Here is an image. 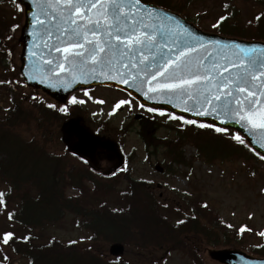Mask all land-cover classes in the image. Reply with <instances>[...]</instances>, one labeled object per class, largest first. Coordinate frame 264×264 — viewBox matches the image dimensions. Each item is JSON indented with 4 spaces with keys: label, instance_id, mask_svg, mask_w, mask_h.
<instances>
[{
    "label": "water",
    "instance_id": "95a60500",
    "mask_svg": "<svg viewBox=\"0 0 264 264\" xmlns=\"http://www.w3.org/2000/svg\"><path fill=\"white\" fill-rule=\"evenodd\" d=\"M6 0H0V3ZM22 8L18 73L60 109L75 92L111 87L139 106L239 134L264 158V43L198 30L138 0H15ZM75 154L112 151L71 120ZM112 246L111 255H120ZM213 264H264L244 250L204 247Z\"/></svg>",
    "mask_w": 264,
    "mask_h": 264
},
{
    "label": "rangeland",
    "instance_id": "374dc122",
    "mask_svg": "<svg viewBox=\"0 0 264 264\" xmlns=\"http://www.w3.org/2000/svg\"><path fill=\"white\" fill-rule=\"evenodd\" d=\"M261 1L264 3V0ZM261 9L262 7L253 0L245 2L196 0L186 4L185 14L199 29L212 32L219 21L230 18L232 11L236 10L238 18L246 23L253 20ZM0 11L10 25L8 31L4 33L5 38V35L19 22L20 13L12 0L1 4ZM0 45L5 51L8 48L15 51L14 41L11 39H4ZM0 52L2 53V49ZM13 56L14 53L11 52L6 62L0 60V108H2L0 115L13 106L10 101L12 99L18 100L22 108L31 114L30 116H35L34 107L38 103H31L30 97L22 89L18 75L14 72ZM72 101L75 106H71L70 109L78 107L80 111L75 110V116H71L72 112L69 110L67 119L61 123V127L65 122L73 119L72 117H79L90 132L97 135L95 130L98 129L99 123H105L106 132H98L97 136L119 143L122 160L119 164L116 158L107 160L104 157L99 162L98 170L110 173L124 165L127 166L125 169L133 181L147 183V195L157 205L161 215L167 213L171 227L176 226L174 221L178 220V216L172 218L166 210L168 207H176L180 219L189 214L191 208L198 209L196 206L203 203L207 206L206 212L202 213L204 216L214 217L213 219L223 222V225L217 226L215 231L209 228L203 231L210 239L216 240L218 245L230 244L250 251L254 247L264 248V161L254 158L244 146L243 149L238 147L237 151L234 150L240 145L230 132L218 135L212 131L207 132L206 135L213 138L208 139L213 146L210 151L208 150L209 157L201 156L197 151V145L191 142H186L184 145L178 143V152L184 159L183 164H178L166 158L164 145L177 139L183 130L195 132L186 121L166 113L141 108L127 95L108 88H95L85 93H76ZM142 123L144 128L140 126ZM196 130L199 131H196L198 134H204L201 128ZM57 137L59 135L56 132L47 131L45 139L48 140V148L51 152L63 156L66 153L65 148ZM221 139L225 141L224 145L231 146H226L227 148L220 146ZM204 143L206 145L207 141ZM199 146L204 147L202 144ZM69 160L72 164L83 168L77 160ZM122 175L124 174H120L119 178ZM124 188V182L116 181V192ZM1 191L0 187V197ZM67 193L77 194L73 189L68 190ZM116 195L112 194L104 199L110 209L119 206ZM5 213L0 198V251H3L5 256L3 261L5 264H22L2 244L3 236L13 231ZM75 220L71 216L66 217L57 227L48 230V235L63 244L76 243L81 247L93 244L89 242V233L76 226ZM201 222L209 226L208 222L203 220ZM193 236V234L190 236V240L192 238L197 240ZM198 236L200 237L201 234L199 233ZM183 238L186 240V236H182V240ZM188 241L187 239L186 243L190 245ZM103 242L99 241L96 245L107 254L110 244ZM200 243L199 241L195 243L194 251ZM149 254H155L156 259L152 264H197V261L183 251L159 250L151 251ZM149 254L132 250L126 252L125 249L123 257L132 264H151L148 261Z\"/></svg>",
    "mask_w": 264,
    "mask_h": 264
},
{
    "label": "trees",
    "instance_id": "16d2710c",
    "mask_svg": "<svg viewBox=\"0 0 264 264\" xmlns=\"http://www.w3.org/2000/svg\"><path fill=\"white\" fill-rule=\"evenodd\" d=\"M141 1L154 3L189 19L185 14L186 4L196 0ZM253 1L262 7L253 20L242 22L235 10L231 12L229 19L217 23L215 31L226 36L264 40V3L261 0ZM9 26L0 11V44L7 39L6 35L4 38V33ZM1 49L0 60L6 62L7 52L2 46ZM10 101L13 106L0 115V187L1 204L13 231L3 236L2 244L16 259L22 264H121L107 260L101 247L96 245L99 241H106L104 244L119 241L139 253L183 251L197 261V264H203L194 251L195 243L203 241L217 244L216 240L210 239L203 231L205 228L215 231L217 226L223 225L221 220L202 214L207 210L205 204L196 206L200 210L193 207L189 214L183 216V224L171 227L147 195L146 183L133 182L125 177L126 187L116 192V179H101L86 165L83 164V168H80L72 164L69 159L73 158L66 151L63 156H59L49 150L48 140L45 139L47 131L56 132L59 135L57 140L60 141L61 123L67 119L69 110L72 112L71 116H75V110L79 112L80 108L54 111L38 101L34 107L35 116H30L18 100ZM188 124L195 132L183 130L177 139L164 145L170 162H184L178 152V143L184 145L191 142L197 145L201 156H210L208 150L213 146L209 140L213 138L206 134L209 131L216 134V131L203 127L201 132L204 134L201 135L196 130L201 125ZM140 126L144 128L143 123ZM105 128V123L98 125L99 132H106ZM203 140L207 141L208 146ZM221 141L220 146H231L224 145L223 139ZM234 150L237 151L238 148ZM70 189L77 194L68 195ZM112 194H117V203L122 206L120 204L110 209L106 205L104 199ZM68 216L81 221L82 228L90 232L91 242L98 250L93 244L82 247L63 244L48 235V230L57 227ZM201 220L208 222L209 226L204 225ZM192 234L197 240H190ZM182 236H186L190 245L185 238L182 240ZM254 252L264 255L262 250ZM0 254V264H3V251Z\"/></svg>",
    "mask_w": 264,
    "mask_h": 264
},
{
    "label": "flooded vegetation",
    "instance_id": "af4514ba",
    "mask_svg": "<svg viewBox=\"0 0 264 264\" xmlns=\"http://www.w3.org/2000/svg\"><path fill=\"white\" fill-rule=\"evenodd\" d=\"M97 157L98 158H102V157H105V158H107V159H113V155L111 154V153H109V152H107V151H105V150H99L98 152H97Z\"/></svg>",
    "mask_w": 264,
    "mask_h": 264
}]
</instances>
